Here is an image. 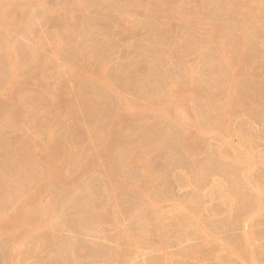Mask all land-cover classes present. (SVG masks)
<instances>
[{"label":"rangeland","instance_id":"1","mask_svg":"<svg viewBox=\"0 0 264 264\" xmlns=\"http://www.w3.org/2000/svg\"><path fill=\"white\" fill-rule=\"evenodd\" d=\"M201 1L0 0V264H264V0Z\"/></svg>","mask_w":264,"mask_h":264},{"label":"bare ground","instance_id":"2","mask_svg":"<svg viewBox=\"0 0 264 264\" xmlns=\"http://www.w3.org/2000/svg\"><path fill=\"white\" fill-rule=\"evenodd\" d=\"M20 1L22 2L21 5L25 4V5H27V6H28V5H31V6H33V7L35 6L34 4H36V5H37V4H38V5L40 4L41 6H43V5L46 6L47 3H48V0H20ZM64 1H65V0H64ZM68 1L71 2V3L69 2V4H71L75 9H79V8L81 7V6H80L81 4L78 3L77 0H68ZM79 1H80V0H79ZM209 1H210V0H209ZM242 1L245 2L246 0H242ZM247 1H248V0H247ZM251 1H253V0H251ZM251 1H250V2H251ZM257 1H258V0H257ZM201 2H204V1L202 0ZM244 2H242V3H241V2H238V3L236 4V7L234 6V7H235V10H236V8H237V10L242 11V5H243V4H244V5L247 4V6L244 7V8H248V9H249V8H250V9L255 8V7H253V2H252V7H253V8L249 7V5H248L247 2H245V3H244ZM250 2H249V3H250ZM67 3H68V2H67ZM254 3H255V2H254ZM14 4H15V3H14ZM32 4H33V5H32ZM200 4H201V6H203V4L205 5V4H207V2H206V3H205V2H204V3H200ZM256 4H257V3H256ZM25 5H23V6H25ZM233 5H234V4H233ZM244 5H243V6H244ZM201 6H200V7H201ZM33 7H32V8H33ZM207 7H208V6L206 5L205 7L203 6V7H201L200 9L204 8L205 10H207V9H206ZM234 7L232 6V8H234ZM34 8H37V7L35 6ZM34 8H33V9H34ZM74 8H73V9H74ZM257 8H258V7H257ZM75 9H74V10H75ZM64 10H65V8H64ZM68 10H69V8H68ZM70 10H71V9H70ZM70 10H69V11H70ZM79 10H80V9H79ZM202 10H203V9H202ZM237 10H236V11H237ZM253 10H254V9H253ZM253 10H251L250 13L247 12V13L249 14L250 17H252V16L256 13V11H257L258 9H257L256 11L254 10L255 12H254ZM49 11H50V10H49ZM76 11H77V10H76ZM76 11H75V12H76ZM203 11H204V10H203ZM232 11L234 12V10H232ZM252 11H253V12H252ZM13 12H15V11L13 10ZM16 12H17V11H16ZM16 12H15V13H16ZM44 12H45V11H44ZM62 13H65V12H62ZM66 13H67V11H66ZM68 13H70V12H68ZM68 13H67V14H68ZM235 14H236V13H235ZM238 14H239V13H238ZM45 15H46V14H45ZM64 15H66V14H64ZM71 15H72V14H71ZM242 15H244V14H242ZM246 15H247V14H246ZM38 16H39V15H38ZM43 17H44V16H43ZM46 17H47V15H46ZM71 17H73V16H71ZM244 18H245V17H244ZM246 18H247V17H246ZM248 18H249V17H248ZM61 20L63 21V18H62ZM6 22H7V21H6ZM73 22H75V21H73ZM246 22H247V21H246ZM59 23H60V22H59ZM66 23L68 24V22H66ZM66 23H64V21H63V24L67 25ZM69 23H70V21H69ZM71 23H72V22H71ZM63 24L61 25L62 28L65 27V25H64V27H63ZM112 24H113V23H112ZM73 25H74V23H73ZM109 26L111 27V25H109ZM66 27H67V29H68V28L70 29L69 26H66ZM72 27H73V26H72ZM218 27H219V26H218ZM62 28H61V30H62ZM213 28H214V27H213ZM217 30H219V29L215 27V31H217ZM70 31H71V30H70ZM126 31H128V30H126ZM68 32H69V31H67L66 28H64V35H63V32H61V35H62V36L70 35ZM124 32H125V31L123 30V31H122V34H123ZM129 32H130V31H129ZM66 33H68V34H66ZM73 33H74V32H73ZM127 33H128V32H127ZM217 33H219V32H215V34H217ZM114 34H115V33H114ZM125 34H126V33H125ZM118 35H119V34H118ZM120 35H121V34H120ZM120 35H119V37H120ZM123 35H124V34H123ZM71 36H72V35H71ZM125 36H126V35H125ZM125 36H124V37H125ZM214 36H215V35H214ZM66 37H67V36H66ZM68 37H69V36H68ZM115 37H116V36H115ZM121 37H122V35H121ZM242 38H243V37H242ZM4 39H5V38H4ZM121 39H122V38H121ZM246 39H247V38H246ZM246 39H241L242 41L239 40V45H237V47L240 46V47H238V48L240 49L239 51L236 49V50H237V53H238V52L240 53V54H239V56H240L239 59H245V58H244V57H245V54H244V53H245L244 45H245ZM236 40H237V39H236ZM4 41H5V40H4ZM235 42H238V41H235ZM11 45H12V44H11ZM235 45H236V43H235ZM8 50H9V49H8ZM9 51H10V50H9ZM99 51H100V50H99ZM12 52H13V50H12ZM33 52H34V51H33ZM35 52H36V51H35ZM6 54H7V53H6ZM34 54H36V53H34ZM177 54H178V53H177ZM222 54H224V52H223ZM12 55H13V54H12ZM225 55H226V54H225ZM225 55H224V56H225ZM10 56H11V55H10ZM176 57H177V56H176ZM237 57H238V56H237ZM33 58H35V57L33 56ZM37 58H39V57H37ZM41 58H42V56H41ZM226 58H227V57H226ZM39 60H40V58H39ZM227 60H228V59H227ZM40 61H41V60H40ZM228 61H229V60H228ZM238 61H239V60H238ZM240 61H242V60H240ZM35 62H36V61H35ZM45 62H46V61H45ZM47 62H48V61H47ZM75 62H76V61H75ZM18 63H19V62H18ZM24 63H25V61H24ZM82 63H83V62H82ZM240 63H241V62H240ZM10 64H11V63H10ZM39 64H40V63H39ZM70 64H71V63H70ZM80 64H81V63H80ZM151 64H152V63H151ZM43 65H44V64H42V66H43ZM45 65H46V64H45ZM72 65H73V62H72ZM144 65H145V64H144ZM36 66H37V65H36ZM71 67H72V66H71ZM80 67H81V66H80ZM146 67H147V65L145 66V68H146ZM17 68H18V67H17ZM43 68H44V66H43ZM38 69H39V68H38ZM72 69H73V68H72ZM74 69H76L75 71H78L79 75H82V74H81L82 72L80 73L79 71H84L82 68H79V67H77V66H75ZM131 69H132V68H131ZM137 69H138V68H137ZM19 70H20V69H19ZM135 70H136V69H135ZM17 71H18V70H17ZM30 71H31V70H30ZM30 71H29V72H30ZM34 72H35V71H34ZM36 72H37V71H36ZM84 72H85V71H84ZM19 73H20V72H19ZM16 74L18 75V73H16ZM31 74H32V73H31ZM31 74H30V75H31ZM34 74L36 75L37 73H34ZM43 74H44V73H43ZM68 74H69V73H68ZM73 74H74V73H73ZM73 74L70 73V76L68 75L70 78L67 77V79L69 78V79L75 80L74 78H75L76 76L73 75ZM76 74H77V72H76ZM40 75H41V74H40ZM71 75H72V76H71ZM77 75H78V74H77ZM33 76H34V75H33ZM37 76H39V75H37ZM17 78H18V77H17ZM37 78H38V77H37ZM187 78H188V79L186 80V83L184 84V87H183L182 90L185 91V92L192 93V92L195 91L196 83H195L194 79H192L191 76H187ZM41 79H42V78H41ZM41 79H40V80H41ZM81 79H83V78H81ZM17 82H18V81H17ZM41 82H42V81H41ZM183 82H184V81H183ZM15 84H17V83H15ZM182 84H183V83H182ZM16 86H17V85H16ZM45 86H46V85H45ZM109 88H110V87H109ZM110 89H111V88H110ZM110 89H109V91H110ZM47 90H48V88H47ZM47 92H48V91H47ZM112 92H113V91H112ZM112 92H111V93H112ZM231 92H232L231 87H228V88H227L228 102H227V107H226V108H228V107H230V106L232 105V104L230 105V103L232 102V101H231V100H232V97H233L232 94H233L234 92H232V93H231ZM113 93H114V92H113ZM54 96H55V95H54ZM57 98H58V97H57ZM1 99H2V98H1ZM1 99H0V100H1ZM81 99H82V98H81ZM159 100H160V99H159ZM78 101H79V100H78ZM0 102H2V101H0ZM54 102H56V101H54ZM54 102H53V104H54ZM84 102H85V101H84ZM84 102H83V103H84ZM2 103H3V102H2ZM87 103H88V101H87ZM151 103H152V102H151ZM154 103H155V102H154ZM89 104H90V101H89ZM82 105H84V104H81V103H79V102H78V103L76 102L73 106H74V108H75L76 110H80V109H81L82 111H81V110H80V111H81L82 113H81V112H80V113L83 114V113H84L85 111H87V110H85V111L83 112V110L86 108V106H85V108H84ZM154 105H155V104H154ZM154 105L151 104L150 107H147V108H150V109H149V110H146V111H150V110H152L153 107H154ZM1 106H2V105H1ZM88 106H89V105H88ZM82 107H83V108H82ZM87 108H90V107H87ZM87 108H86V109H87ZM48 109H49V108H48ZM145 109H146V108H145ZM145 109H144V110H145ZM0 110H1V109H0ZM3 110H6V109L4 108ZM146 111H145V112H146ZM75 112H77V111H75ZM140 112L142 113V111H140ZM12 113H13V112H12ZM14 114H15V113H14ZM16 114H17V113H16ZM84 114H85V113H84ZM93 114H94V113H93ZM93 114H92V115H93ZM10 115H11V114H10ZM20 115H21V114H20ZM86 115H87V114H86ZM92 115H91V116H92ZM221 115H223V114H221ZM11 116H12V115H11ZM15 116H16V115H15ZM93 116H94V115H93ZM223 116H224V115H223ZM82 117H83V115H82ZM84 117H85V116H84ZM89 117H90V115H89ZM7 119H8V118H7ZM10 119H11V118H10ZM221 119H222V118H221ZM12 120H13V119H12ZM91 120H92V119H91ZM120 120H121V119H120ZM121 122H122V121H121ZM115 123H116V122H115ZM115 123H114V124H115ZM118 123H119V122H118ZM118 123H116V125L113 124V125L115 126V128L117 127V124H118ZM5 125H6V124H5ZM12 126H13V125H12ZM0 128H1V126H0ZM113 128H114V127H113ZM2 129H3V128H2ZM6 129H7V128H6ZM111 129H112V126H111ZM117 129H118V128H116V130H117ZM108 130H110V129H108ZM112 130H113V129H112ZM3 131H5V130H3ZM117 131H118V130H117ZM150 131H151V130H150ZM1 132H2V131H1ZM79 132H80V131H79ZM109 132H110V131H109ZM112 132H113V131H112ZM82 133H83V132H82ZM152 133H153V132H152ZM154 133H155V132H154ZM154 133H153V134H154ZM77 134H78V133H77ZM86 135H87V134H86ZM86 135H85V136H86ZM111 135H113V134H111ZM0 136H1V135H0ZM80 136H81V135H80ZM109 136H110V135H109ZM87 137H88V136H87ZM113 137H115V136H112V138H113ZM109 138H110V137H109ZM117 138H118V137H116V139H117ZM83 139H84V138H83ZM114 139H115V138H114ZM114 139H112V140H114ZM35 140H37V139H35ZM35 140H33V142H34ZM112 140H111V141H112ZM118 140H119V138L117 139V141H118ZM39 141H40V140H39ZM117 141H116V142H117ZM8 142H9V141H8ZM35 142H36V143H34V145L37 144V143H39V145H40V142H37V141H35ZM120 142H121V141H120ZM64 143H65V142H64ZM108 143H109V142H108ZM117 143H118V142H117ZM5 144H6V143H5ZM110 144H111V143H110ZM110 144H109V145H110ZM8 145H9V144H8ZM109 145H108V146H109ZM114 145H115V144L113 143V146H114ZM35 146H36V145H35ZM55 146H56V145H55ZM59 146H60V145H59ZM108 146H107V147H108ZM182 146H183V145H182ZM21 147H22V146H21ZM36 147H38V148L41 149V151H40V152H42V156H41V158H42L43 156H44V157L47 156L48 158H51V159H48V161H49V160H52V161H50V162H52V163H54V164L56 163V160H57V159H55V158L53 157L54 155H56V153H55V154H54V152L52 153V151H53V150H52V148H53L52 144H46V143H45V144H43V145L41 144L40 146L37 145ZM107 147H106V148H107ZM109 147H110V146H109ZM7 148H8V147H7ZM54 148H55V147H54ZM54 148H53V149H54ZM58 148L60 149V147H58ZM58 148H56V149H58ZM186 148H187V147H186ZM183 149H185V147H184ZM14 150H15V149H14ZM27 150H28V149H27ZM63 150H64V149H63ZM107 150H108V149H107ZM16 151H17V150H16ZM61 151H62V150H61ZM61 151H60V152H61ZM57 152H58V151H57ZM64 152H65V151H64ZM64 152H63V153H64ZM96 152H97V151H96ZM18 153H19V152H18ZM29 153H30V152H29ZM97 153H98V152H97ZM25 154H27V153H25ZM39 154H40V153H39ZM52 154H53V155H52ZM16 155H17V154H16ZM20 155H21V154H20ZM58 155H59V154H58ZM64 155H65V154H64ZM12 156H13V155H12ZM92 156H94V153H93ZM95 156H96V154H95ZM95 156H94V157H95ZM44 157H43V159H46V157H45V158H44ZM94 157H93V158H94ZM96 157H97V156H96ZM98 157H100V156L98 155ZM79 158H80V157H79ZM94 159H95V158H94ZM96 159H97V158H96ZM41 160H42V159H41ZM143 160H144V159H143ZM42 161H43V160H42ZM93 161H94V160H93ZM11 162H12V161H11ZM25 162H26V161H25ZM91 162H92V161H91ZM23 163H24V162H23ZM32 164H33V163H32ZM35 164H36V163H35ZM54 164H53L52 166H54ZM19 165H20V164H19ZM7 166H8V165H6V167H7ZM50 166H51V165H50ZM52 166H51V167H52ZM59 166H61V165L59 164ZM143 166H144V165H143ZM4 167H5V166H4ZM4 167H3V168H4ZM8 167H9V166H8ZM18 167H19V166H18ZM61 167H62V166H61ZM20 168H22L21 171H20V170H17V171H18V173H19V171H20V174H23L24 171H22V170H23L24 167L21 166V167H19V169H20ZM54 168H55V166H54ZM56 168H57V172L60 171V170L62 171L61 168L58 169V166H57ZM8 169H9V168H8ZM8 169H7V171H9ZM14 169H15V168H14ZM16 169H17V168H16ZM24 169H26V168H24ZM4 170H5V169H4ZM55 171H56V170H55ZM12 172H13V171H12ZM26 172H27V171H26ZM3 173H4V171H3ZM13 173H14V172H13ZM28 173H29V172H28ZM10 174H11V172H10ZM20 174H18V176H19ZM48 174H49V173H48ZM53 174H54V173H53ZM13 175H14V174H13ZM15 175H16V174H15ZM24 175H25V174H24ZM6 176H8V174H7ZM18 176H17V177H18ZM22 176H23V175H22ZM49 176H50V175H49ZM21 178L23 179L24 177H21ZM3 179H4V178H3ZM17 179H18V178H17ZM5 180H6V179H5ZM50 180H51V179H50ZM51 181H53V179H52ZM10 182H11V181H10ZM10 182H9V184H10ZM49 182H50V181L48 180V183H49ZM122 184H123V183H122ZM124 184H125V183H124ZM0 187H1V186H0ZM2 188H3V187H2ZM39 188H40V187H39ZM0 190H2V189H0ZM6 190H7V189H6ZM38 190H39V189H38ZM3 191H4V189H3ZM74 198H75V197H74ZM71 200H72V199H71ZM76 200H77V199H76ZM82 202L85 203V201H83V200H82ZM77 203H78V202H77ZM24 204H25V203H24ZM26 204H27V205H23V206H25V207L23 208V209H24V213L22 212V213H23V214H22L23 216L21 215L22 217H24V220H26V219L29 218L28 215H29V213L32 212V210H33L34 212H36L38 215H40L41 218H45L46 210H47V209H45V208H41V207H40V208H38V207L36 208V206H37V205H36V199L34 200V197L31 198V199H29V200H27V201H26ZM37 204H38V203H37ZM23 206H22V207H23ZM38 206H39V205H38ZM44 207H45V206H44ZM84 207H85V206H84ZM29 209L31 210V212L28 213ZM82 209H83V208H82ZM21 210H22V209H20V211H21ZM86 210H87V209H86ZM84 212H85V211H84ZM13 213H14V212H13ZM13 213H12V215L10 216L11 218L9 217L10 220H8L10 223H11V222L16 223V221H18V218H19V217H18L19 215L17 216L15 213H14V215H13ZM27 213H28V215H27L28 217L26 216ZM17 214H18V213H17ZM88 214H89V213H88ZM24 215H25L27 218H25ZM86 215H87V214H85L84 216H86ZM7 217H8V216H7ZM22 217H21V219H22ZM82 217H83V216H82ZM9 218H8V219H9ZM19 219H20V218H19ZM78 219H79V218H78ZM28 220H29V219H28ZM31 220H32V219H31ZM14 221H15V222H14ZM81 221H82V219H81ZM91 222H92V221H91ZM89 223H90V222H89ZM86 224H87V223H86ZM84 226H85V225H84Z\"/></svg>","mask_w":264,"mask_h":264}]
</instances>
